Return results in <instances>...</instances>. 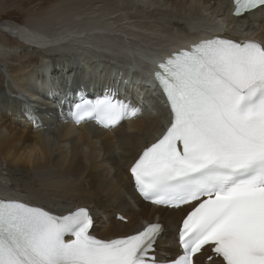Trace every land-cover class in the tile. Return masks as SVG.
Returning <instances> with one entry per match:
<instances>
[{"label": "snow or ice", "instance_id": "6c2138e0", "mask_svg": "<svg viewBox=\"0 0 264 264\" xmlns=\"http://www.w3.org/2000/svg\"><path fill=\"white\" fill-rule=\"evenodd\" d=\"M232 2L238 18L264 9V0ZM156 69L168 126L128 171L144 201L173 210L189 206L175 233L180 253L157 257L165 232L159 221L104 238L93 231L100 208L56 212L0 198V264H198L207 249L216 264H264V41L247 34L201 37L170 52ZM141 110L108 87L94 101L81 98L71 117L112 131ZM26 115L36 123L30 109Z\"/></svg>", "mask_w": 264, "mask_h": 264}, {"label": "bare ground", "instance_id": "6f19581e", "mask_svg": "<svg viewBox=\"0 0 264 264\" xmlns=\"http://www.w3.org/2000/svg\"><path fill=\"white\" fill-rule=\"evenodd\" d=\"M232 10V0H58L53 12L44 19L46 22L59 19L65 23L62 32L60 31L63 36L59 39L37 35V28L27 31L23 27L0 22L1 30L16 35L18 39L12 49L0 45V50L9 54L10 58L19 60L23 55L27 60L26 64H7V67L11 64L9 76L15 89L8 82L7 87H4L5 78L0 72V195L45 203L50 207L61 208V211L75 205L100 208L103 214L98 215V227L93 231L104 238L129 234L158 215L159 221L165 225L166 235L164 240L157 241L158 255L171 252L172 248L167 242L174 241L173 235L179 218L187 208L173 210L140 201L132 189L133 182L128 171L133 157L162 131L163 120L159 116L139 115L121 122L112 131L96 127L92 122L74 126L65 114L59 117L53 107L54 98H49L54 89H63L70 94L79 88L94 92L107 85L126 96L134 88L139 89L144 95L143 102L156 101L153 89L155 82L146 75L155 56L201 37L213 35H237V38H243L247 34L248 37L254 36L264 41V9L245 14L241 18L232 16ZM79 22H85L86 27L78 28ZM125 26L132 35H125ZM112 36L113 41H118L116 44L123 40L125 45L126 40L138 38L135 44L132 43V50L112 48L115 53L116 50L126 52L131 61L139 63L134 75L129 76L130 70L125 72L119 67L111 70L109 80H102L83 69V74L76 72L73 81L70 73L76 67L71 66L69 72L64 74L67 63L59 60V57L61 68H55L57 58H53L52 54L51 57L44 50L49 47L47 42L57 47L64 43L65 46L77 43L87 47L86 43L91 42L90 39L92 42L96 41L95 45L107 48L104 39L109 40L108 37ZM97 38L99 40H95ZM24 43H32L34 47L30 49ZM51 47L53 49V45ZM49 50L52 52L50 48ZM68 54L71 52L64 55ZM75 55L88 64L91 62L88 55L81 52ZM39 59L43 61L38 62ZM120 69L124 74L120 72L123 78L118 81L115 79L116 71ZM61 75L64 77L59 86L58 78ZM135 77L140 81L136 83L130 80ZM24 88L25 96L22 97L17 93ZM6 92L10 102L6 100ZM34 97L41 102L34 101ZM19 105L37 110V116L43 119L42 123L38 127L31 120L17 123L6 114V109L13 110V107ZM143 113L141 110L140 114ZM163 113L162 110L161 114ZM70 174L75 176L71 178ZM118 212L127 218L126 222L115 219ZM105 223L106 227L103 226ZM172 227L176 228L175 231ZM205 255L198 257V264H203ZM216 260L213 257L204 264H216Z\"/></svg>", "mask_w": 264, "mask_h": 264}, {"label": "rangeland", "instance_id": "374dc122", "mask_svg": "<svg viewBox=\"0 0 264 264\" xmlns=\"http://www.w3.org/2000/svg\"><path fill=\"white\" fill-rule=\"evenodd\" d=\"M57 1L58 0H0V22H7L9 25H12L15 27H23V29H25L27 31H30V30L33 31L34 29L37 28L36 32L39 33L37 35H44L46 37L59 39L60 37L63 36V35H60V33L62 32V29L65 26V23L61 22L59 19L49 20L48 22H46L47 20L45 21V19H44L47 17V15H49L51 13V11L53 12V7L56 5ZM77 27L78 28H84V27H86V23L85 22H79L77 24ZM39 28H40V30H39ZM1 29L2 28L0 26V45H2V46L6 45L7 48L10 47L12 49L17 44L18 39H17V37H15L16 35H10V34H8V32L3 31ZM123 29L125 31V35H132V33L129 31L128 28H126V26ZM112 37H110V38L108 37L109 40H107V38L104 39V45H106L107 48H105V47L102 48L101 46L95 45L96 41L92 42V40L90 39L89 41H91V42L86 43L87 47L84 45L77 44V43H74L75 45L70 44L69 46H65L66 43H64L65 45L61 44L62 46L57 47V46H54V44H52L51 42H47L49 44V47L44 48V50H47L49 52L48 55L51 56V54H52L53 58H57V60H56L57 63L55 62L57 67L55 65V68H59V67L61 68L60 64L58 63L59 57H60L59 60L60 59H61V61L64 60V62L67 63V65H68L66 67L67 71H64V74H67V72H69V68L71 66L76 67V68H74V71L70 73V77H72L73 81L76 77V72L79 71L80 74H83V69L85 70L84 72L91 73L92 75L94 74L93 76L97 79L101 77L102 80H104L105 78L107 80H109L110 76L112 75L111 70L119 68V67L122 68V70H124L125 72L130 70L129 76L134 75L136 72V68H137L139 63L133 62V60L131 61L126 56V54H125L126 52H123V51L118 52L116 50V53H115V49H112V48H119V47L123 48L124 47L123 49L128 48V50H132L133 44H135V42L137 41L136 39H138V38H132L130 40H126V42H125L126 45H125L123 43L124 41L121 39V37H119L120 38L119 40H122L121 41L122 43L119 42L118 44H116L118 41H115V40L113 41L114 37L113 38ZM95 40H99V38H97ZM128 41H130V42L127 43ZM120 43H121V45H120ZM27 45H29L30 49L32 48V46L34 47V44H32V43H27ZM27 45L25 44L24 46H27ZM52 45H53V49L51 47ZM101 45H102V43H101ZM122 45H124V46H122ZM54 47L58 48L60 52H58V50ZM75 47L76 48L78 47V48L76 49ZM49 48L52 50V52H50ZM72 48H73V50L71 51L70 49H72ZM30 49H29V51L31 52ZM55 49L57 52L55 51ZM113 50H114V52H113ZM38 51H40V50H38ZM68 51H70L71 54H68L67 56H65ZM53 52H55V53H53ZM80 52L91 57V59H90L91 62H89V64L87 61L84 62L80 58L79 59L76 58V57H78V55L76 56L75 54L76 53L78 54ZM110 52H112V53H110ZM120 52H122L123 54H121ZM60 53H61V55H60ZM2 54L4 56L6 55V57H4ZM115 54L117 57H115ZM8 55L9 54H4L2 52V50H0V72L2 73L3 76H4L3 71H5V73L8 76L10 74L9 70L11 68L10 67L11 64L8 67H7V64L12 63V62H15V63L17 62L16 64H20V63L26 64V62H27V60L23 57V55L20 56V57H22V59L20 58L21 60L20 59L18 60L15 57L10 58V56H8ZM74 55H75V57H74ZM106 55H107V57L102 60V58H104ZM120 56H121V58H120ZM69 58H70V60H69ZM76 59H78V60L76 61ZM5 60H6V62H5ZM79 60H81V61H79ZM76 62H77V64H76ZM71 64H73V65H71ZM98 64H99V66H98ZM104 65H106V66H104ZM80 69H82V70H80ZM81 71H82V73H81ZM120 72H121V69H120V71L119 70L116 71V78L115 79L118 81H120L123 78L122 74H124L122 72H121L122 73L121 74ZM106 75L108 77H106ZM60 77H59L60 79L58 78L59 82L57 84L59 86H60V81L63 79L62 77H64V75H61ZM3 78H5V76ZM131 79L132 78H130V80ZM52 84L56 85V83H53V82H52ZM50 86H51V84H50ZM9 94L14 95L11 93H9ZM145 94H146V96H148L147 92H145ZM6 100H8L10 102L8 97L6 98ZM11 101H12V99H11ZM7 110L8 109H6V112H7ZM10 112H12V111H10ZM6 114L9 117L14 118V120L17 123H26L27 122V120L22 119L19 116H16V115L13 116L14 113H11V114L6 113ZM40 123H42L41 120H38L36 122V124H38V125ZM36 124H34V125H36ZM71 175L72 174H70L71 178H73L75 176V175H72V176ZM168 243H170V242H167V244ZM202 263L203 264L207 263V262H204V258L202 259Z\"/></svg>", "mask_w": 264, "mask_h": 264}]
</instances>
